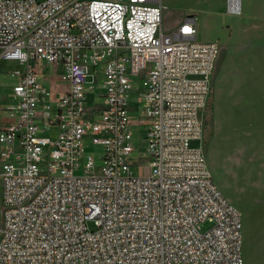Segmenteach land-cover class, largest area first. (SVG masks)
Here are the masks:
<instances>
[{
  "label": "built area",
  "instance_id": "2783aa9c",
  "mask_svg": "<svg viewBox=\"0 0 264 264\" xmlns=\"http://www.w3.org/2000/svg\"><path fill=\"white\" fill-rule=\"evenodd\" d=\"M227 2L242 15V0ZM164 10L162 0H0V64L18 79L7 109L0 85V264L244 263L241 214L191 147L220 47L199 42L196 17L164 30ZM40 63L56 71L50 88ZM135 88L148 127L138 164ZM89 136L104 150L99 168Z\"/></svg>",
  "mask_w": 264,
  "mask_h": 264
},
{
  "label": "rangeland",
  "instance_id": "374dc122",
  "mask_svg": "<svg viewBox=\"0 0 264 264\" xmlns=\"http://www.w3.org/2000/svg\"><path fill=\"white\" fill-rule=\"evenodd\" d=\"M164 5V30L170 31L187 17H196L199 42L217 43L220 52L211 78V95L203 113V140L191 142L192 148H201L213 181L222 195L241 214L243 264H264V250H258L251 242L255 230H264V43L246 41L252 37L240 35L246 17L252 21L264 18V0H242V15L228 12L227 0H162ZM254 8L251 16L245 15L248 4ZM253 15V16H252ZM41 84L50 88L56 71L50 65L40 63ZM14 64L1 63V105L7 109L13 104V88L18 84L16 76L8 69ZM89 81H92L90 79ZM135 84L142 81L134 78ZM58 83H56L57 85ZM98 90L86 98L90 112L103 103ZM143 89L130 92L131 117L134 128L133 161L145 160L147 145L143 140L147 126L141 122L138 102ZM58 128L49 132L56 140ZM86 156L103 165L102 147L94 146L89 137L85 140ZM135 175L138 170L134 169ZM209 224L203 226L209 228ZM93 229V226L90 225Z\"/></svg>",
  "mask_w": 264,
  "mask_h": 264
},
{
  "label": "crops",
  "instance_id": "0c3cea01",
  "mask_svg": "<svg viewBox=\"0 0 264 264\" xmlns=\"http://www.w3.org/2000/svg\"><path fill=\"white\" fill-rule=\"evenodd\" d=\"M253 4H248L245 10L246 16H251L253 11ZM253 16V15H252ZM251 17H246L245 26H243L239 33L240 35H247L252 38L247 39L246 41L251 43H264V18L259 21H252L250 19ZM56 89H59L57 86H55ZM255 237L251 241L256 249L258 250H264V230H255Z\"/></svg>",
  "mask_w": 264,
  "mask_h": 264
}]
</instances>
